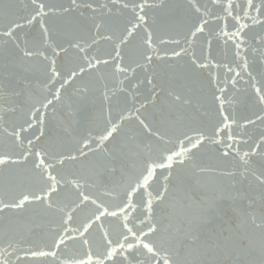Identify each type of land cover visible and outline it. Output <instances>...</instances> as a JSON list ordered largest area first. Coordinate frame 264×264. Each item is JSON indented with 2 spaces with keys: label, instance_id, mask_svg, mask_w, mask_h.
<instances>
[{
  "label": "water",
  "instance_id": "95a60500",
  "mask_svg": "<svg viewBox=\"0 0 264 264\" xmlns=\"http://www.w3.org/2000/svg\"><path fill=\"white\" fill-rule=\"evenodd\" d=\"M43 2L53 9L44 18L47 34L39 18L27 22L34 15L31 0H0V155L17 158L22 149L12 133L21 126L27 128L24 120L33 106L38 107L43 124L35 122L32 128L21 133L25 148L27 141L32 140L34 151L55 157L47 162L55 165L53 174L59 173L58 179L61 175L65 180L79 178L86 194H92L110 211H115L149 152L155 155L158 148L174 147L177 138L182 139V133L191 135L193 128L206 136L213 135L222 119L221 101L216 99L221 97L225 114L236 121L232 131L237 138L234 148L240 150V156L232 152L224 158L221 145L205 141L189 153L184 165L174 166L164 200L154 203L153 222L158 232L153 238L166 241L165 247L178 253L182 264H261L264 257L259 231L253 228L250 218L255 216L258 224L264 216V185L253 175L264 171V119H257L264 117V104L259 103L252 87L253 83L258 87L264 83V15L257 16L261 21L258 24L250 19L240 22L249 26L242 32L243 43L237 56L235 45L240 41L229 40L221 34L225 21L216 17L224 13L213 0H196L200 13L190 7L192 0H147L148 7L142 13L146 15V23L121 45V65L136 69L126 77L114 72L112 57L118 38L130 27L131 11L122 6L132 0H77L81 5L91 3L96 10L82 6L69 12L63 9L69 8L71 0ZM254 2L259 4L260 0ZM205 12L208 14L204 15ZM251 15L257 14L252 12ZM200 20L207 21L204 32L193 37V24L198 25ZM226 22V31L231 33L236 22L231 17ZM16 24L20 27H14ZM96 24L102 25L95 37L97 43L86 51L90 57L109 63L89 69L80 61V54L69 48V41L78 38L91 44L97 33ZM145 27L152 31L158 51L151 65L136 67L145 64L141 58ZM10 28L12 35H5ZM109 34L112 40L99 38ZM57 45L68 48L56 57L57 69L64 78H68L69 69L76 63L85 67L84 73L75 69L77 76L60 89L59 99H55V92L63 81L58 78L54 85L49 83L50 62L39 55L44 52L51 57ZM24 51L35 55L27 57ZM173 51L180 55L173 56ZM245 60L247 71L242 67ZM92 63L95 64V59ZM201 64L208 66L201 68ZM228 68L233 71L229 72ZM177 94L191 103L174 102ZM48 100L52 103L47 108L40 107V103ZM121 115L127 119L121 122L114 138L99 149L93 143L91 147L95 151L84 148L86 155H79L84 139L95 141L106 122L111 119L117 123ZM136 117L145 120L153 131L159 129L165 133L166 140L172 143L158 141ZM245 152L249 156L245 157ZM61 155H74L77 159H65L60 165L56 160ZM167 171H157L152 182L154 194L163 190V176ZM39 186L40 179L32 171L31 158L25 165L0 166V200L11 202L21 191L36 190ZM78 195L73 185L64 184L51 197L52 209L32 203L21 210L0 211V264L4 261L8 264H74L86 258L89 247L93 261L103 259L102 232L107 231L109 238L118 239L123 231L122 217H102L84 237L78 232L67 233L75 239L66 240L57 250L56 258L25 255L28 249L50 251L49 245L60 231L66 214L73 215L67 226L83 231L81 226L92 218L95 206L85 203L76 208ZM140 199V196L134 198L136 202ZM141 211L129 218L134 231L141 227L146 231L147 222L145 226L137 222L143 219ZM83 239L89 240V245H84ZM135 255L140 264H155L145 252ZM120 259L116 257L117 262ZM105 264L110 262L105 261Z\"/></svg>",
  "mask_w": 264,
  "mask_h": 264
},
{
  "label": "snow or ice",
  "instance_id": "6c2138e0",
  "mask_svg": "<svg viewBox=\"0 0 264 264\" xmlns=\"http://www.w3.org/2000/svg\"><path fill=\"white\" fill-rule=\"evenodd\" d=\"M213 3L220 7L222 12L224 13L221 17H216L218 20H224L225 23L221 29V34L227 36L229 40H239V43H236L235 47L237 49L236 55L239 56V49L241 44L243 43L242 32L249 25L246 23H240L244 19H250L253 24H258L261 21L257 19V16L264 15V0H260V3L257 4L254 0H243V2H239V0H226L225 3H221V0H213ZM32 4V12L34 15H31V18L27 21L31 23L37 18L40 19L41 27L44 30V33L47 34L48 29L44 27V18L53 11L52 8L48 7L43 0H31ZM87 7L95 11L91 3L86 5H81L77 3V0H71L69 8L63 9L64 12H69L72 8L79 7ZM100 7H106V5H101ZM124 9H130L131 11V19L128 21L130 27L125 28V33L122 34L118 39L119 43L115 44L113 47V51L115 52V56L112 57L114 61L113 70L115 73L123 74L127 77V74L131 71L135 72V68L130 66L123 67L121 65V61H123V56L121 53V45H124L128 42L129 37H132L133 34L146 23V15L144 10L147 5V0H142L140 3L134 2L132 0L131 3H124L122 6ZM190 7L194 9L195 13H200L201 8L197 6L196 0H192ZM47 9V11H46ZM252 12H255L257 15H251ZM208 13L205 12L204 15ZM231 17L232 20L236 22L235 30L231 33L227 32V18ZM134 21V22H133ZM207 24L206 20H200L199 24H193L194 31H192L191 35L195 37L197 33H203L205 25ZM14 27H20L19 24L14 25ZM101 24H96L95 28L97 29V33L94 34V38L91 41V44L86 41L78 38H73L69 41V48L76 50L78 54H80V61L83 64L87 65V68L93 69L96 65L104 64L107 65L109 63L108 60H100L95 57H90L87 54V49L93 47L97 43V37L99 30L101 29ZM13 29L10 28L9 31L5 33V35L11 36ZM144 32L146 34V38L143 40L144 50L141 54V58L145 61V64H137L136 67H147L151 65L153 62L154 55L157 53L158 49L153 41V33L147 27L144 28ZM100 39L112 40V35H106L103 37H99ZM161 43H165V41H161ZM176 43H179L176 41ZM59 49V51L57 50ZM68 48H63L59 45L53 47L52 56H45L44 52H40L39 55L44 57L45 60L50 62V75H49V83L55 84L57 79H61L63 83H61L60 88L56 89L55 99H59L60 97V89L64 87L65 84L69 82V79L77 76L76 68L79 69L80 73L85 72V67L81 66L80 63H76L75 66L69 69L68 78H64L61 72L57 69V60L56 57L60 56L61 52H67ZM181 51H184L181 49ZM24 55L27 57H31L35 55V53L31 51H24ZM111 55V54H109ZM173 56H179L180 52L173 51ZM159 59V56L156 57ZM95 59V64L92 63V60ZM207 64H201L199 67L205 68ZM227 67V66H225ZM243 69L247 71L248 64L245 60L243 64ZM229 72H232V68H228ZM239 75V73H236ZM251 77V73H249ZM252 80L255 81V77H252ZM151 83V79L148 81ZM256 95L258 96L259 103L264 104V83H262L259 87L256 83L252 85ZM223 92V89H220ZM172 95V93H169ZM107 99V97H106ZM174 102H179L183 104H190L191 101L188 99H184L180 95H175L173 97ZM216 99L220 100V116L221 121L219 126L214 129L212 136H206L203 131L193 128L190 129L191 135L187 133H182L183 138H177L175 146L172 148L162 147L156 150V154L153 155L151 152L144 158L142 166L140 167L139 173L135 176L134 180L128 184L127 189L125 190V198L121 201L120 204L116 205L115 211H110L108 207L102 201H98V198H94L92 194H86L84 190V185L79 182V178L73 180H65V178L61 175L58 179L57 174H53L55 171V165L53 163H48L49 159H55V157H49L46 152L43 151H34L32 149V140L27 141V148H25L24 141L21 139V133L27 131L28 129L33 127V123L38 122L43 124V116L40 115V108L33 106L31 109V113L27 119L24 120V124L27 125V128L21 126L18 131H14L12 135L19 142V146L22 149L20 153L17 154V158L13 159L12 155L4 154L0 155V166H6L9 163L15 165H25L28 163L31 158L32 163V171L39 177L40 186L36 190L31 191H21L18 194L17 198H14L11 202H4L0 200V211L4 209H24L26 204L38 203L42 205L46 209H52L54 207L51 202V197L53 194L58 192L60 186L64 184H71L78 190V200L79 203L76 204V208H80L85 203H91L95 206V211L92 213V218L88 220L87 223L82 224L83 231H80V228H69L67 225L72 222L73 215L71 213L66 214V218L62 219V222L59 226L60 231L57 232L56 237L53 238V243L49 245L50 251L43 250H32L28 249L25 255H31L32 257H57V250L61 245L65 244L66 240H73L75 237L67 235L69 232H78L80 237H84L85 234L89 232L92 228V225L95 221H100L102 217H122V229L120 236L118 239L113 240L109 238V233L107 231L102 232V238L104 241V252L103 259L97 258L93 261V253L91 248L89 247L88 251L85 253V259H80L75 261L74 264H105V261H109L110 264H140V262L136 259L137 252H145L149 255V259L155 264H182L179 259L178 253H174L171 248L165 247L166 241L162 239H154L158 232L157 224L153 222L154 218V203L161 202L164 200L165 194L168 192V184L170 177L172 176V169L176 165H184L186 159L189 157V153L193 149H197L202 143L208 141L212 144L221 145L224 151L221 153L222 157H228L232 152L236 153L237 156H240V150L238 148H234V144L237 143V138L233 134L232 125L236 123L234 119L230 120L229 116L224 112V102L221 97H216ZM52 103L51 100H48L47 103H40V107L47 108ZM143 107V106H142ZM140 125L151 133L158 141L162 143L171 144L172 141L170 139L166 140V134L162 133L159 129L153 131V129L149 126V124L145 123V120L139 119ZM127 117L121 115L119 117V122L113 123L111 119L106 122L105 127L102 129L101 133L95 138V141L92 139H84L81 148L78 150L80 156H85L86 153L83 151L84 148H87L89 152H93L96 149L92 148L91 145L93 143L96 144V148H101L106 141H109L110 138H114V134L117 133L121 127V122H123ZM257 119H264V117H257ZM246 123H253V121H247ZM221 133H225L224 136H221ZM264 139V137H262ZM187 143L188 147H185ZM244 156H249L248 152L244 153ZM243 159V157H240ZM75 160L76 156H60L58 160H56L57 164L62 165L65 161ZM245 164L248 161H244ZM158 170H168L167 175L163 176L164 186L162 191H157L155 194L152 190V182L156 179ZM247 171V169H245ZM255 179L262 185H264V171H262L259 175H256ZM111 195V193H107ZM136 196H140L141 199L139 202H136L134 198ZM139 209H142L141 215L143 219H139L137 222L141 226H145L146 223V231L143 227L138 228L137 230H133V226H130V217L133 216ZM250 223L253 228L259 231V239H260V250L261 256L264 257V216L260 218V223H256V217L252 216L250 218ZM100 228L103 229V225H100ZM131 238V240H130ZM82 243L84 245H89V240L83 239ZM121 257L120 261L117 262L116 257ZM19 259V258H18ZM3 264H8L7 261H4ZM67 264V262H65ZM261 264H264V259L261 260Z\"/></svg>",
  "mask_w": 264,
  "mask_h": 264
}]
</instances>
